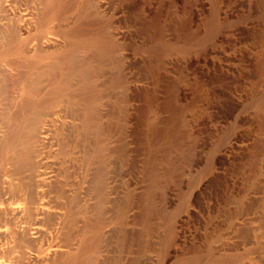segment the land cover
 Listing matches in <instances>:
<instances>
[{
	"label": "rangeland",
	"instance_id": "1",
	"mask_svg": "<svg viewBox=\"0 0 264 264\" xmlns=\"http://www.w3.org/2000/svg\"><path fill=\"white\" fill-rule=\"evenodd\" d=\"M223 1L225 29L210 44L212 52H197V73L160 69L166 73L161 86H144L156 89L149 102L143 96L127 98L132 93L129 75V82L119 88L109 84L118 70L109 63L104 66L99 120L111 130L107 151L98 152L88 126L83 136L81 128L74 131L75 125L52 131L56 168L70 192H79L82 200L80 220L102 221L96 264H264V35L257 31L264 27V15L258 0ZM122 15L115 18L118 28ZM183 85L190 88L187 98L177 93ZM68 99L61 98L50 113H62ZM75 100L77 105L83 102ZM232 143L243 149L227 158L223 154ZM251 158L258 161L256 176L250 165L238 173V164ZM100 170L109 182L105 203L93 184ZM225 180L231 182L229 192L223 191Z\"/></svg>",
	"mask_w": 264,
	"mask_h": 264
},
{
	"label": "bare ground",
	"instance_id": "2",
	"mask_svg": "<svg viewBox=\"0 0 264 264\" xmlns=\"http://www.w3.org/2000/svg\"><path fill=\"white\" fill-rule=\"evenodd\" d=\"M223 2L0 0V264H96L102 241L98 229L102 221L80 220L83 204L79 192H70L69 183L61 178L56 168L58 152L52 140L53 130H66L68 126L72 130L75 125L74 131L81 128L83 136V128L88 126L95 137L88 134L89 129L84 133L89 139L90 136L95 138L93 142L98 152L107 151L105 140L111 130L103 124L105 121L99 120L102 114L99 78L105 73L104 66L109 63L118 70L112 75L113 81L108 79L109 84L124 85L130 79L132 93L128 91L127 98L133 100L143 96L149 102L155 95L156 89L152 88L163 82L165 72L161 70L162 74L160 69L173 72L179 68L193 75L197 73V52L206 56L210 44L225 29L221 21ZM258 3L264 15V0ZM121 13L125 16L118 28L115 18L119 14L123 16ZM118 20L120 23L121 19ZM257 31L264 35L263 26ZM119 54H123L126 64ZM75 80L78 88H75ZM177 93L187 98L190 88L183 85ZM66 95L69 96L67 106L64 105L65 110L55 117L50 109ZM78 97L83 101L81 105L74 103ZM176 140L172 142L173 148L177 146ZM238 144L232 143L223 156L230 158L239 154L237 149L242 146ZM63 149L60 154H64ZM257 162L251 158L246 163L245 159L246 164H238L240 170L237 172L242 169L244 173V168L250 165L249 172L256 176ZM102 170L93 178V184L97 198L105 203L109 182ZM229 180H225L223 191L231 187ZM87 232L93 235L87 236Z\"/></svg>",
	"mask_w": 264,
	"mask_h": 264
}]
</instances>
